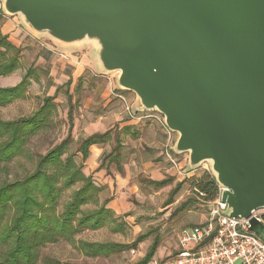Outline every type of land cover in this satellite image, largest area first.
Wrapping results in <instances>:
<instances>
[{
  "label": "water",
  "instance_id": "water-1",
  "mask_svg": "<svg viewBox=\"0 0 264 264\" xmlns=\"http://www.w3.org/2000/svg\"><path fill=\"white\" fill-rule=\"evenodd\" d=\"M35 35L91 42L97 66L208 161L224 212L264 208V0H3ZM264 240V223L249 218Z\"/></svg>",
  "mask_w": 264,
  "mask_h": 264
},
{
  "label": "rangeland",
  "instance_id": "rangeland-1",
  "mask_svg": "<svg viewBox=\"0 0 264 264\" xmlns=\"http://www.w3.org/2000/svg\"><path fill=\"white\" fill-rule=\"evenodd\" d=\"M2 1L0 32L20 48V53L17 56L18 68L8 75H0V87L18 84L28 68H32L33 72L20 97L0 106V119L31 115L47 97H52L54 104L49 116L50 126L28 143V156H21L15 161L17 172L31 171L34 157L31 161L29 157L34 153H44L65 138L69 126L68 113L73 119L69 150L76 153L75 158L79 162L77 147L81 139L108 130L107 141L96 145L102 149L89 147V156L82 170L102 187L97 205L107 198L108 206L110 200L115 199V205L121 212L112 211L115 222H105L98 229H85L76 237L85 241L130 244L128 249L108 257H89L75 245L59 241L43 247L41 254L56 257L64 264H132L145 254L156 239L158 245L151 260L164 261L176 251L181 228L203 224L208 217V200L196 195L192 181L207 171L211 172L210 163L204 161L195 170L188 167V153L173 151L177 133L167 129L164 117L158 111H141L135 93L117 85L118 71L99 69L94 55L95 46L91 42L62 47L46 35H35L25 27L19 14L4 12ZM66 93L70 94V101ZM129 113L135 116L151 114L154 117L137 119L131 118ZM116 142L120 143L119 147H115ZM111 151L117 153V156L112 155L115 159L109 156ZM165 152L177 160V167L169 161ZM93 154V162L87 163ZM120 168L122 171H119ZM113 173H118L123 179L120 182L111 180ZM12 175L13 171L8 177L0 171V180L12 178ZM106 176L108 179L104 182ZM162 179L168 181L162 187L149 182ZM177 183L180 188L173 196V202L166 204L170 190ZM68 194L66 192L65 196ZM188 199L191 203L177 210L178 205ZM95 206L91 203L84 208L93 209ZM145 233V238L135 242L139 235Z\"/></svg>",
  "mask_w": 264,
  "mask_h": 264
},
{
  "label": "trees",
  "instance_id": "trees-1",
  "mask_svg": "<svg viewBox=\"0 0 264 264\" xmlns=\"http://www.w3.org/2000/svg\"><path fill=\"white\" fill-rule=\"evenodd\" d=\"M19 53L20 48L0 32V75H8L18 68ZM32 72V68H28L15 86L0 87V106L20 97ZM66 95L70 101V94ZM51 99H43L42 105L31 115L11 120L0 119V171L6 177L13 171L12 178L0 180V264H64L56 257L41 254L43 247L59 241L75 245L89 257H108L130 247L129 243L85 241L76 237L85 229H98L105 222H115L111 209L106 206L109 201L107 198L97 205L102 187L96 185L91 175H85L82 170L89 156V147L106 142L108 130L81 139L77 147L79 162L75 158L76 153L69 150L73 119L68 113L69 126L65 138L44 153H34L29 157L30 161L34 157L31 171L22 174L17 172L15 161L21 156H28V143L50 126L49 116L54 107ZM119 146L120 143L116 142L115 147ZM108 154L112 159L117 156L112 151ZM149 182L162 187L168 181ZM192 186L197 196L199 192L203 193L201 198L204 200L210 201L217 196V182L208 172L195 177ZM179 188L180 184L177 183L170 190L166 204L173 202V196ZM66 192L69 194L65 196ZM91 203L96 204L93 209L84 208ZM189 203L190 199L180 203L177 210L186 208ZM146 235H139L135 242L141 241ZM157 245L158 241L153 240L145 254L132 264H148Z\"/></svg>",
  "mask_w": 264,
  "mask_h": 264
},
{
  "label": "built area",
  "instance_id": "built-area-1",
  "mask_svg": "<svg viewBox=\"0 0 264 264\" xmlns=\"http://www.w3.org/2000/svg\"><path fill=\"white\" fill-rule=\"evenodd\" d=\"M129 115L137 119L154 117L151 114ZM165 154L177 167L172 154ZM217 185L216 198L208 201L206 221L181 228L176 251L164 261L152 259L149 264H264V240L249 231L250 217L264 223V208L253 210L247 218L229 216L224 212L226 204L221 200L223 188ZM199 195L202 197L203 193L199 192Z\"/></svg>",
  "mask_w": 264,
  "mask_h": 264
},
{
  "label": "crops",
  "instance_id": "crops-1",
  "mask_svg": "<svg viewBox=\"0 0 264 264\" xmlns=\"http://www.w3.org/2000/svg\"><path fill=\"white\" fill-rule=\"evenodd\" d=\"M91 146H93V150H100L99 148H101V147H99L98 148V146H96V145H91ZM90 146V147H91ZM102 149V148H101ZM90 150V149H89ZM94 157H95V155L93 154V155H91L90 156V158H89V160L87 161V163H92L93 161L92 160H94ZM122 177L118 174V173H113V178H110L111 180L112 179H115L117 182H120L122 179H121ZM107 179H108V177L106 176L105 178H104V182H107ZM117 201L115 200V199H111L110 200V202H109V204H108V208L109 209H111V211H115L116 213H120L121 211H120V209L115 205V204H117L116 203Z\"/></svg>",
  "mask_w": 264,
  "mask_h": 264
}]
</instances>
